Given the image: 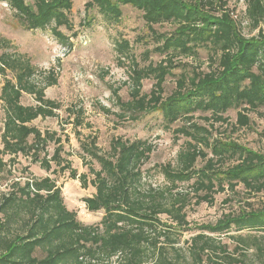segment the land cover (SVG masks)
<instances>
[{
    "label": "trees",
    "instance_id": "16d2710c",
    "mask_svg": "<svg viewBox=\"0 0 264 264\" xmlns=\"http://www.w3.org/2000/svg\"><path fill=\"white\" fill-rule=\"evenodd\" d=\"M0 1L9 6L24 30L49 29L61 44L68 43L60 28L72 30L68 14L75 0ZM229 1L88 0L85 4L87 11L96 9L109 22L121 18V6L140 11L153 34L152 51L165 56L157 64L140 68L129 43L116 41L115 52L132 64L133 88L128 102H121L116 91L113 94L132 120H137L138 114L158 112L166 129L184 121L173 130L189 139L188 149L177 156V166L153 167L168 181V192L143 186L142 168L153 152L147 140L114 138L109 152L102 153L95 138L88 142L78 139V129L88 125L84 111L70 106L63 110L67 117L64 124L73 129L81 150L78 158L88 170V174H78L63 157L68 136L62 140L56 131H41L32 125L37 119L59 118L62 106L44 94L45 87L54 82L43 85L34 79L28 63L0 57V74L14 73V81L5 80L0 88V173H10L9 164L18 156L29 158L45 172H50L53 164L59 172H68L70 179L78 180L81 189L91 187L92 194L82 203L88 213H102L98 224H83L65 207L56 181L42 177L13 182L8 192L0 193V264H110L112 260L116 264H207L211 256L221 264H233L237 258L227 252V245L215 241V236L231 231L238 233L234 239L239 243L233 252L242 247L264 254V246L256 240L248 243V238L239 234L264 231V210H243L235 216L225 215L215 224L199 226L203 232L189 239L187 250L182 252L179 247L188 222L185 200L173 192L178 183L194 179L191 188L197 195L196 205L211 204L213 196L225 190L235 193L239 185L249 193L264 191V155L234 142L212 141L210 132L193 121L196 113H203L216 123H226L227 112L237 111V125L243 128L249 126L248 113H264V0H244V16L256 31L249 36L241 31ZM162 24L174 28L157 35L152 26ZM202 49L207 52L210 70L189 76L183 69L175 91L164 98L167 77L178 66L184 67L174 59H197ZM144 80L154 82L148 95L140 92ZM23 95L33 97L36 104H22ZM49 144L54 146L51 156L46 150ZM198 159L205 164L196 169Z\"/></svg>",
    "mask_w": 264,
    "mask_h": 264
},
{
    "label": "rangeland",
    "instance_id": "374dc122",
    "mask_svg": "<svg viewBox=\"0 0 264 264\" xmlns=\"http://www.w3.org/2000/svg\"><path fill=\"white\" fill-rule=\"evenodd\" d=\"M88 0H75L72 4L68 19L72 24V30L60 28L64 36L68 38L67 44H61L49 31L24 30L15 20L13 11L6 3L0 1V57L6 55L13 60L28 63L33 69V77L43 85L54 82L45 87V98L54 100L62 106L58 112V119H37L32 123L39 130L56 131L58 136L69 142L63 143L66 160L78 174H88V170L78 158L81 154L79 141L73 134V129L65 125L67 118L63 112L65 108L76 107L84 111V121L88 126L78 129L80 141L88 142L96 139V145L102 153H108L110 142L114 138L123 140L142 139L147 140L153 146L149 162L142 168L143 186H151L153 189L169 191V183L163 178L154 165H167L175 168L177 156L188 149L189 139L176 135L173 130L184 124L183 120L176 122L169 129L163 122V116L158 112L142 113L132 120L129 113L122 110L113 91L118 93L121 102L131 100L130 92L133 88L130 80L132 64L115 52L116 41H127L131 47L135 61L140 68H145L150 63L157 64L165 56H159L152 50L155 42L152 39V31L142 19V13L130 6H121L122 16L117 22L105 20L96 9L86 10ZM228 7L234 10L240 23L241 31L246 35H255L251 25L244 16L245 1L230 0ZM170 24L152 26L157 35L170 33L173 30ZM76 34V37H73ZM149 52L148 56L146 53ZM178 66L172 71V76L167 77L163 85V97L170 96L176 89L177 81L183 69L189 76L192 72H208L210 62L205 50L199 51V58L189 59L178 57L174 59ZM214 67V66H213ZM5 80L14 81V73L6 71L5 76L0 74V85ZM152 80L142 81L141 94H150ZM21 103L35 105L33 97L23 95ZM104 110H109L105 113ZM237 111H229L225 115L226 123H216L208 114L196 113L194 122L207 129L211 134V140L234 142L248 150L264 155V113L259 110L248 113L249 126L239 128L236 122ZM204 118H209L208 121ZM54 146L49 144L47 152L51 156ZM207 154V150H204ZM69 154V155H68ZM212 155L209 154L208 158ZM7 160V158H5ZM229 163V162H228ZM205 161L198 159L196 169L203 167ZM95 170H99L96 163L91 164ZM228 165V164H226ZM217 166V164H216ZM9 172L0 173V193L10 190L13 182H24L26 179L49 177L56 181L61 190L65 207L76 213V218L83 224H98L102 213H88L82 203V199L93 192L91 187L81 189L78 180L69 178L68 172L61 173L52 164L50 172H45L39 164H32L29 158L18 156L11 161ZM89 178L91 176L88 175ZM194 179L186 183H178L173 191L184 198V213L188 227L182 233L179 247L185 252L189 239L202 233L199 226L215 224L223 216L237 215L243 210H264V191L258 194L249 193L241 185L235 193L225 190L213 196L211 204L200 203L196 205L197 195H194L191 184ZM182 195V196H181ZM1 216V215H0ZM161 219L167 220L165 215ZM14 228H17L16 226ZM15 230V229H14ZM206 234V233H205ZM238 233L231 231L223 235L215 236V241L227 245V252L232 253L237 262L233 264H264V254L258 253L254 248L245 250L239 248L233 252L239 244L234 239ZM239 234L248 238V243L256 242L264 246V231L246 230ZM219 259L211 256V262L207 264H221ZM110 264H116L114 260ZM228 264V263H224Z\"/></svg>",
    "mask_w": 264,
    "mask_h": 264
},
{
    "label": "built area",
    "instance_id": "2783aa9c",
    "mask_svg": "<svg viewBox=\"0 0 264 264\" xmlns=\"http://www.w3.org/2000/svg\"><path fill=\"white\" fill-rule=\"evenodd\" d=\"M236 18V16H234V19Z\"/></svg>",
    "mask_w": 264,
    "mask_h": 264
},
{
    "label": "crops",
    "instance_id": "0c3cea01",
    "mask_svg": "<svg viewBox=\"0 0 264 264\" xmlns=\"http://www.w3.org/2000/svg\"><path fill=\"white\" fill-rule=\"evenodd\" d=\"M2 85H0V88H1Z\"/></svg>",
    "mask_w": 264,
    "mask_h": 264
}]
</instances>
